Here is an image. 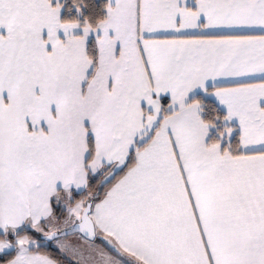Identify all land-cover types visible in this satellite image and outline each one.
Instances as JSON below:
<instances>
[{
    "label": "snow or ice",
    "instance_id": "6c2138e0",
    "mask_svg": "<svg viewBox=\"0 0 264 264\" xmlns=\"http://www.w3.org/2000/svg\"><path fill=\"white\" fill-rule=\"evenodd\" d=\"M0 264H264V0H0Z\"/></svg>",
    "mask_w": 264,
    "mask_h": 264
}]
</instances>
